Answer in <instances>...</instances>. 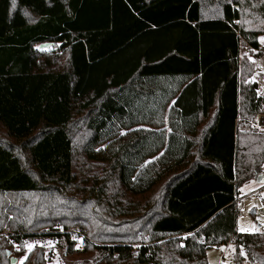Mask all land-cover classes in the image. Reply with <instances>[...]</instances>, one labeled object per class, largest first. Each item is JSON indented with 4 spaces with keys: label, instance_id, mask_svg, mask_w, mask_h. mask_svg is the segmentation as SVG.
I'll use <instances>...</instances> for the list:
<instances>
[{
    "label": "trees",
    "instance_id": "obj_1",
    "mask_svg": "<svg viewBox=\"0 0 264 264\" xmlns=\"http://www.w3.org/2000/svg\"><path fill=\"white\" fill-rule=\"evenodd\" d=\"M261 36L264 0H0V264L45 238L92 264H208L229 244L264 264L234 205L264 167Z\"/></svg>",
    "mask_w": 264,
    "mask_h": 264
},
{
    "label": "rangeland",
    "instance_id": "obj_2",
    "mask_svg": "<svg viewBox=\"0 0 264 264\" xmlns=\"http://www.w3.org/2000/svg\"><path fill=\"white\" fill-rule=\"evenodd\" d=\"M255 66L257 67V71H255V73L253 74L254 77L259 72H264V54H262L259 58L255 60ZM257 131L261 132L259 129H257ZM261 174H262L261 177L264 179V167H263ZM241 189H243L244 191L241 192ZM237 199H241L237 205V209L243 212L242 218L236 221L237 233L239 234H252L256 232L264 233V187L258 185L256 180H251L239 188V196L237 197ZM22 200L27 201V202H35L37 200V196L35 195L25 196ZM252 210H254V214ZM253 226L259 231H246V232L239 231L240 228L252 229ZM3 237L7 239L9 238L7 236H3ZM72 237H71V240H73ZM36 241H45V242L54 241L55 242L53 248H49L47 246L42 247L45 254L49 256L48 264H57V262H59V264H75V263L92 264L95 262V260H97L101 256V255H97V256L95 255V256L88 257V258L80 257V258H77L76 259L77 261H76L74 260V258L65 255V252H64L65 245L63 244L62 241H55V240H51L48 238L36 240ZM74 241H75V248L78 249L76 245L80 243V240L77 239ZM143 244H146V243H143V241L141 240L135 243L134 246L137 247L138 245L139 247ZM12 246L16 254L13 253L11 256L19 260H21L22 257H26L28 251L26 248H24V245L22 247L24 249L23 251L21 250L17 251L16 244H12ZM36 246L41 247L40 245H36ZM223 247H224V251H221V246H220L217 248H211L206 252V261L208 264H221L222 262L226 264H234L233 263L234 262L233 261L234 252L232 251V249L228 248L227 246L223 245ZM18 248L20 249V246H18ZM240 251L241 249L239 250V253ZM18 263H20V261L16 262V264Z\"/></svg>",
    "mask_w": 264,
    "mask_h": 264
},
{
    "label": "snow or ice",
    "instance_id": "obj_3",
    "mask_svg": "<svg viewBox=\"0 0 264 264\" xmlns=\"http://www.w3.org/2000/svg\"><path fill=\"white\" fill-rule=\"evenodd\" d=\"M260 41L262 44H264V36H261L260 38ZM245 55H247V53H245ZM249 59L251 60V57H249ZM254 62V61H253ZM259 94V92H258ZM262 131H264V129H261ZM123 134V133H121ZM244 190L241 189V192H243ZM62 230V229H61ZM239 231L241 232H246V231H259L258 229H256L254 226L252 229H245V228H240ZM73 240H77L79 239L80 240V243L76 245L77 248H80L82 247L83 245V237H79L77 238L76 236H73L72 237ZM54 244L55 242L54 241H34V242H28V241H25L24 242V248L27 249L28 252H31L32 249L36 246V245H40L41 247H44V246H47L49 248H53L54 247ZM183 246V245H181ZM138 247V245H137ZM228 248L232 249L233 252H235V248H233V246L231 244L227 245ZM20 249L17 247V251H19ZM221 251H224V247L221 246ZM241 256H245V253L243 251V248H241V251L239 253ZM24 259H26V257H22L21 260H20V264H23V261ZM57 264H59V262H57Z\"/></svg>",
    "mask_w": 264,
    "mask_h": 264
},
{
    "label": "crops",
    "instance_id": "obj_4",
    "mask_svg": "<svg viewBox=\"0 0 264 264\" xmlns=\"http://www.w3.org/2000/svg\"><path fill=\"white\" fill-rule=\"evenodd\" d=\"M244 52H248V49L247 48H245L244 49ZM262 54H264V53H262ZM261 54V55H262ZM260 55V56H261ZM259 56V57H260ZM259 57H257V58H259ZM256 57L255 58H252L251 60L252 61H254L253 62V64H254V72H253V74L255 73V71H257V67L255 66V60L257 59ZM251 81L252 82H255L256 84H257V86H258V89H257V95H258V99H262L263 98V96H264V72H259L257 75H255V77H254V75H252V77H251ZM258 92H259V94H258ZM264 116H258L257 117V119H256V121H255V123H254V127H255V125L257 124V122H258V120L259 119H262ZM263 180H257L256 179V182H257V184L258 185H260V186H262V187H264V182H262ZM261 188V187H260ZM259 190V189H258ZM241 200V199H240ZM252 212H253V214H254V210H252Z\"/></svg>",
    "mask_w": 264,
    "mask_h": 264
},
{
    "label": "built area",
    "instance_id": "obj_5",
    "mask_svg": "<svg viewBox=\"0 0 264 264\" xmlns=\"http://www.w3.org/2000/svg\"><path fill=\"white\" fill-rule=\"evenodd\" d=\"M255 128L256 129H259V130L264 129V117L262 119H259L258 120L257 124L255 125ZM239 202H240V199H236L234 201V205L237 207V205H238ZM242 216H243V212L237 210V212H236V220L242 218ZM58 232H60V233L63 232V227L59 226L58 227ZM9 234H10V230L8 228H3L1 230V232H0V236H7L8 237ZM132 254L134 256L138 255V248L136 246L133 248ZM17 261L19 262L20 260L19 259H16V262ZM221 264H226V263L222 262Z\"/></svg>",
    "mask_w": 264,
    "mask_h": 264
},
{
    "label": "water",
    "instance_id": "obj_6",
    "mask_svg": "<svg viewBox=\"0 0 264 264\" xmlns=\"http://www.w3.org/2000/svg\"><path fill=\"white\" fill-rule=\"evenodd\" d=\"M52 46H53V43H51V42H47V43L40 44V45L38 46V49H39V50L49 49V48L52 47ZM257 180H260V181L263 180L262 182H264V179H263L261 176H259V177L257 178ZM6 255H7V257L9 258V263H10V264H16V258L13 257V256H11V253H10L9 251L6 252Z\"/></svg>",
    "mask_w": 264,
    "mask_h": 264
},
{
    "label": "bare ground",
    "instance_id": "obj_7",
    "mask_svg": "<svg viewBox=\"0 0 264 264\" xmlns=\"http://www.w3.org/2000/svg\"><path fill=\"white\" fill-rule=\"evenodd\" d=\"M236 209H237V207H236ZM238 210V209H237Z\"/></svg>",
    "mask_w": 264,
    "mask_h": 264
}]
</instances>
